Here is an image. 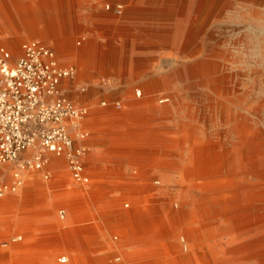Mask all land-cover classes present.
Returning <instances> with one entry per match:
<instances>
[{"label":"rangeland","instance_id":"rangeland-1","mask_svg":"<svg viewBox=\"0 0 264 264\" xmlns=\"http://www.w3.org/2000/svg\"><path fill=\"white\" fill-rule=\"evenodd\" d=\"M79 1L0 0L1 42L15 58L39 38L61 64L77 67L62 85L90 105L92 176L90 186L78 184L67 159L51 155L50 179L27 172L18 191L0 196V264H60L63 255L103 264H264V0H150L133 5L140 16H124L126 0ZM17 3L33 6L29 22H19ZM14 168L0 166V184ZM67 190H75L78 215ZM19 210L38 220L36 232L7 233L6 219ZM139 217L146 226L158 220L168 252L145 251L134 236ZM34 233V246L11 248L32 243Z\"/></svg>","mask_w":264,"mask_h":264},{"label":"built area","instance_id":"built-area-1","mask_svg":"<svg viewBox=\"0 0 264 264\" xmlns=\"http://www.w3.org/2000/svg\"><path fill=\"white\" fill-rule=\"evenodd\" d=\"M76 73L77 67L61 64L55 48L45 41H25L15 58L0 35V166L15 165L12 181L0 184V196L18 191L27 172H41L50 179L51 155L67 159L75 182L86 187L92 184L86 167L90 130L85 120L90 105L73 100L62 85ZM109 103L104 100L101 105ZM112 103L122 106L121 100ZM59 216L64 219L66 210H59ZM59 263L69 264V256H60Z\"/></svg>","mask_w":264,"mask_h":264},{"label":"crops","instance_id":"crops-1","mask_svg":"<svg viewBox=\"0 0 264 264\" xmlns=\"http://www.w3.org/2000/svg\"><path fill=\"white\" fill-rule=\"evenodd\" d=\"M147 1H150V0H126V3H128V6L130 8L127 11V13L124 14V16L144 15L142 12L138 11L137 9H134L133 5H137L139 3H143V2H147ZM151 1H158V0H151ZM79 2L81 3L82 0H80ZM17 6L19 8L16 9V16H17V18H19V22L26 23L32 14V9H33L32 7L33 6H31L30 4L27 5L26 7L20 6V4ZM7 7L9 8L8 4H7ZM119 13H122V12H119ZM10 14H11V12H10ZM121 15L116 14V13H113L112 15L106 13V16H112V17H117V16L120 17ZM63 53H65V52H63ZM67 55L72 57V58H77L76 53L73 51H70ZM83 56L84 55H82V57ZM85 61L86 60L83 58L82 62L84 65H86ZM57 163L61 164L60 161H57ZM189 168H190V165H186L184 167V169H185V171H187V173L190 172ZM61 177L65 181H69V176H68L67 172L61 171ZM64 196H65V198H68L69 201H71V211H72L73 215H78L79 209H78V206L76 204L77 202L74 199L75 190H67L65 192ZM11 201H12L11 202L12 206H19L17 199H11ZM58 201L59 200H57V198L53 197L50 200V204L55 206L58 204ZM50 215H51V211H47L45 214H40V217L50 216ZM36 217H37V214H36ZM37 221L35 220L34 222L33 221L30 222L29 219L25 215V210H23V211L19 210V211H17L16 214L8 216V218L5 221V227H6L7 233H9V234L14 233L16 230L25 231L27 229H29V230L34 229V231L36 232V228L38 225ZM162 221H163V219H162ZM157 223H158V220L153 219L152 222L150 223V225L146 226L143 223V221L141 220V218L139 217V220L137 222H135V225L133 226L135 229V235L134 236H135L136 240L143 245L145 251H155L156 247L160 246L165 252H168L166 239H165L166 234H165V232H162L161 230H157L158 229ZM147 228L149 229L148 232L146 230ZM33 236H34V241L32 243H31V238H28L24 244L12 245L11 248L20 251V250H24L26 247H28L30 245L34 246V244H35V233L33 234ZM30 237H31V235H30ZM54 251H55V246L51 245L44 250V253L52 254ZM35 260L37 261V262H35V264H55V260H53V259H48V260L39 259L38 260L37 258H35ZM155 260H157V262ZM168 260L169 259H165V258H136L135 261H133L132 263L133 264H171L168 262ZM71 262L73 264H103V262L98 260V259H85L81 255H76L74 258H69V264H72ZM20 264H27V263L21 262Z\"/></svg>","mask_w":264,"mask_h":264},{"label":"bare ground","instance_id":"bare-ground-1","mask_svg":"<svg viewBox=\"0 0 264 264\" xmlns=\"http://www.w3.org/2000/svg\"><path fill=\"white\" fill-rule=\"evenodd\" d=\"M18 1H20V0H18ZM61 1V0H60ZM3 5V4H2ZM17 5H19L18 3H17ZM43 5V4H42ZM40 8V7H39ZM25 9V8H24ZM23 9V10H24ZM6 10V9H5ZM1 11H2V9H1ZM42 11V10H41ZM43 12V11H42ZM3 13V12H2ZM44 14V13H43ZM43 16V15H42ZM6 19V18H5ZM56 20V19H55ZM7 21V20H6ZM28 21V20H27ZM46 21V20H45ZM3 22V21H2ZM29 22V21H28ZM31 22V21H30ZM7 23V22H6ZM46 23V22H45ZM29 24V23H28ZM30 26V25H29ZM31 26H32V24H31ZM31 26H30V29H31ZM47 27V26H46ZM31 31H34V30H32L31 29ZM36 33V32H35ZM59 47H63V43H61L60 42V44H59ZM223 69V68H222ZM221 69V70H222ZM223 79V78H222ZM211 81V80H210ZM213 85V84H212ZM223 85V84H222ZM216 89V88H215ZM222 90V89H221ZM242 132V131H241ZM243 133V132H242ZM246 134H248V133H246ZM251 135V134H250ZM253 136V135H252ZM249 137V136H248ZM250 139V138H249ZM252 142V141H251ZM245 143V142H244ZM243 149H245V148H240V150H243ZM249 150V147H248V149H247V151ZM258 152V151H257ZM259 162H260V164H262L263 163V161H264V156H259V160H258ZM208 186H209V184H208ZM255 196H257V195H255ZM251 198V197H250ZM246 199V198H245ZM241 201V200H240ZM235 202V201H234ZM239 203L238 202H235V205L234 206H236L237 207V205H238ZM244 204V203H243ZM242 205V204H241ZM225 205H223V207H224ZM226 207H227V205H226ZM235 207V208H236ZM239 207H240V205H239ZM219 208V207H218ZM221 208H222V206H221ZM229 208V207H228ZM234 208V207H233ZM224 209V208H223ZM254 210V209H253ZM252 210V211H253ZM217 211V210H216ZM259 211H261V210H259ZM218 212H220L219 210H218ZM217 212V213H218ZM254 212V211H253ZM213 213V212H212ZM262 213V212H261ZM216 214V213H215ZM264 215V214H263ZM251 216V215H250ZM261 216V215H260ZM247 217V216H246ZM252 217H253V215H252ZM261 219H262V217H261ZM260 220V219H259ZM231 221V220H230ZM241 221V220H240ZM247 221V220H246ZM255 221V220H254ZM233 223V222H232ZM237 223V222H236ZM259 223V222H258ZM246 224V223H245ZM251 224V223H250ZM236 226V225H235ZM249 226V225H248ZM207 227V226H206ZM238 227V226H237ZM177 233V232H176ZM228 233H230V232H228ZM223 234V233H222ZM226 234V233H225ZM223 236H225V235H223ZM216 237V236H215ZM260 238V237H259ZM261 242V241H260ZM264 244V243H263ZM224 253V252H223ZM261 253H263V252H261ZM264 254V253H263ZM263 257V256H262ZM212 258V257H211ZM247 259V258H246ZM248 260V259H247ZM260 260H261V258H260ZM58 261H59V259H58ZM262 261H263V259H262ZM257 262V261H256ZM255 262V263H256ZM260 262V261H259ZM177 263V262H176ZM258 263V262H257ZM256 263V264H257ZM234 264V263H233Z\"/></svg>","mask_w":264,"mask_h":264}]
</instances>
